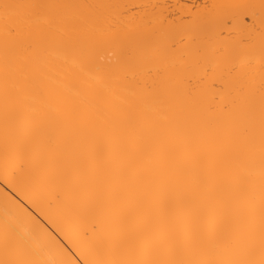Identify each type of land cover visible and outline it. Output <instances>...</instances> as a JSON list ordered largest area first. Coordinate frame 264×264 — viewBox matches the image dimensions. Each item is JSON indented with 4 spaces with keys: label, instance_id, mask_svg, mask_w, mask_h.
Masks as SVG:
<instances>
[{
    "label": "snow or ice",
    "instance_id": "1",
    "mask_svg": "<svg viewBox=\"0 0 264 264\" xmlns=\"http://www.w3.org/2000/svg\"><path fill=\"white\" fill-rule=\"evenodd\" d=\"M113 7L0 4L6 52L22 48L33 71L17 81L6 56L0 192L53 250L41 258L6 221L0 264H264V0L212 5L222 11L207 21L210 51L184 46L185 26L170 18L145 25L130 51L127 25L98 27L96 10ZM176 94L204 116L199 126L183 108L157 107ZM25 101L35 119L13 151Z\"/></svg>",
    "mask_w": 264,
    "mask_h": 264
},
{
    "label": "bare ground",
    "instance_id": "2",
    "mask_svg": "<svg viewBox=\"0 0 264 264\" xmlns=\"http://www.w3.org/2000/svg\"><path fill=\"white\" fill-rule=\"evenodd\" d=\"M126 1V0H125ZM124 0H0V4L5 2H34V3H43V4H88V5H115L119 6L121 3L125 2ZM135 2H143V1H151L153 3H159V0H132ZM171 0H168V2ZM179 2L178 0H173ZM195 3L196 0H188V2ZM195 5L196 9L194 11H189L190 20H183L181 17L173 18L171 13L174 11L167 9H157L153 12L151 9L142 10L136 12L129 21H126L121 16V12L117 7H113L110 9H98L96 10L97 14H101L106 17L105 21L98 25V27H109L112 26L114 28H120L122 25H127L129 28V37L126 41L129 50H135L137 46V42L144 35V26L153 23L159 26L158 22L164 18H170L178 23H181L185 26V30L182 31L177 39L181 36L184 39V46L189 49H195L200 45H207V49L210 51L212 44L214 43L212 37V27L207 22L212 15H214L218 11H222L219 9H212V5H224V4H232V3H240L246 2V0H197ZM250 2L259 3V0H250ZM191 3V4H192ZM176 4V2L174 3ZM173 4V5H174ZM202 4V5H201ZM172 12H170V11ZM190 10V8H188ZM2 9H0V16H2ZM40 17L45 16H69L76 17L79 15V12L76 10H63V9H43L40 10ZM113 17L116 21L113 25L109 23V19ZM167 19H165V25L167 24ZM0 26H2V19H0ZM6 56L12 61L13 65V74L17 81H22L25 78H31L33 75L32 71V60L29 59L25 53V51L20 47H13L10 51L6 52L5 44H4V35L2 30H0V159H2L4 146H5V131L2 117V102H3V80H4V72H5V60ZM189 61H194L195 57H187ZM179 63V57L170 58L169 64ZM259 55L257 54L256 59L253 61V67L255 71L253 75L257 82L259 81ZM203 62L200 64V68L197 70L196 75L202 74ZM176 69L174 68H159V75L165 76L166 74H171ZM156 75V71L153 73ZM196 76H193V80L195 81ZM30 94V93H26ZM73 99H75V93H73ZM171 107L173 110H179L181 108L184 109L185 114L188 117L190 124L194 127L199 126L201 121L204 119L202 114L197 113L193 110L187 102L185 96L181 94H176L169 102H166L165 105H158L157 107ZM36 105H33L30 101H25L24 110L21 113L19 121L15 123L9 129V145L13 149V151H19L21 148L20 141L26 140L30 138L29 134V124L31 121L35 119V115L32 111ZM53 109L56 107V102H53ZM51 115H56L54 111L50 112ZM155 126L158 129H163L166 127L165 121H155ZM32 166L34 169H39L41 166V160L39 158L32 159ZM258 171V169H257ZM76 196L71 189L67 190V200L68 203L71 204ZM37 203L40 202L42 198V194H38ZM25 206L28 210L32 211L35 215L40 216L39 209L31 201H25ZM6 221L10 223L18 232L25 234L31 240L35 242L36 251L40 255L41 258H47L48 255L52 254V249L49 244L44 241L39 233L34 230V226L32 223L28 222L21 212L12 205H9L7 209L4 205V193L0 192V241L3 239L4 229Z\"/></svg>",
    "mask_w": 264,
    "mask_h": 264
},
{
    "label": "rangeland",
    "instance_id": "3",
    "mask_svg": "<svg viewBox=\"0 0 264 264\" xmlns=\"http://www.w3.org/2000/svg\"><path fill=\"white\" fill-rule=\"evenodd\" d=\"M171 1L168 2V0H159L158 1L159 3H153L151 1L135 2L132 0H126L125 2L121 3V5L119 4L117 8L120 10L121 16L126 21H129L130 18L136 12H139L142 10H148V9H151L153 12H155L157 9H162V10L170 9L172 11L174 10L173 12L169 10L170 12H172L171 16L173 18L181 17L183 20H190L189 11H194V9H196V6L193 7L192 5H195V3H197L196 5H198V3L200 2V1L197 2V0L195 3H192L190 1L188 2V0H180V1L178 0L179 2L174 1L173 3H171ZM175 2L176 4H174ZM145 5L149 7H143ZM152 5H156L157 7L152 8L151 7ZM137 6H140V7H137ZM188 8H190V10H188ZM115 21L116 20L113 17L109 19V23L111 25H113Z\"/></svg>",
    "mask_w": 264,
    "mask_h": 264
}]
</instances>
